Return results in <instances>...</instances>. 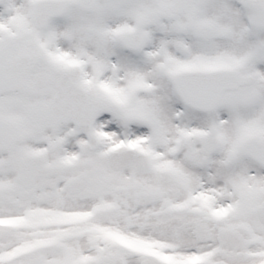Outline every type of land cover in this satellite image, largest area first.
Masks as SVG:
<instances>
[{
    "label": "snow or ice",
    "instance_id": "1",
    "mask_svg": "<svg viewBox=\"0 0 264 264\" xmlns=\"http://www.w3.org/2000/svg\"><path fill=\"white\" fill-rule=\"evenodd\" d=\"M0 264H264V0H0Z\"/></svg>",
    "mask_w": 264,
    "mask_h": 264
}]
</instances>
